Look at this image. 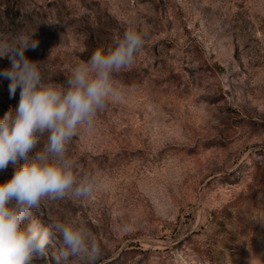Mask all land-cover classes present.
I'll return each instance as SVG.
<instances>
[{
  "label": "rangeland",
  "instance_id": "1",
  "mask_svg": "<svg viewBox=\"0 0 264 264\" xmlns=\"http://www.w3.org/2000/svg\"><path fill=\"white\" fill-rule=\"evenodd\" d=\"M130 29L146 40L114 74L121 99L67 147L95 191L32 215L86 224L96 264H264V0H0V39L34 31L25 56L54 82ZM8 84L0 118L19 100ZM59 247L33 264H56Z\"/></svg>",
  "mask_w": 264,
  "mask_h": 264
},
{
  "label": "clouds",
  "instance_id": "2",
  "mask_svg": "<svg viewBox=\"0 0 264 264\" xmlns=\"http://www.w3.org/2000/svg\"><path fill=\"white\" fill-rule=\"evenodd\" d=\"M33 32L0 39V57L7 53L10 59L0 77L9 80L10 97L19 88L16 107L0 118V170L9 163L14 168L0 182V264H33L57 237L56 264L69 257L96 264L102 248L86 224L59 217L45 223L32 213L45 200L83 199L95 191V179L76 172L67 147L81 129L94 126L107 103L121 99L114 74L134 65L146 34L125 31L113 48L95 50L64 82H54L45 77L40 61L25 56V49L38 46Z\"/></svg>",
  "mask_w": 264,
  "mask_h": 264
}]
</instances>
